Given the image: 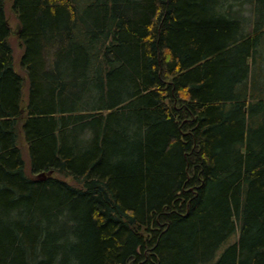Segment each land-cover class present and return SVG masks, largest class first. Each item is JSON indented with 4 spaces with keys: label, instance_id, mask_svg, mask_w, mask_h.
<instances>
[{
    "label": "trees",
    "instance_id": "16d2710c",
    "mask_svg": "<svg viewBox=\"0 0 264 264\" xmlns=\"http://www.w3.org/2000/svg\"><path fill=\"white\" fill-rule=\"evenodd\" d=\"M9 1L0 264H264V0Z\"/></svg>",
    "mask_w": 264,
    "mask_h": 264
},
{
    "label": "rangeland",
    "instance_id": "374dc122",
    "mask_svg": "<svg viewBox=\"0 0 264 264\" xmlns=\"http://www.w3.org/2000/svg\"><path fill=\"white\" fill-rule=\"evenodd\" d=\"M5 6H6V15H7V22L10 26V37H9V41L13 47V50H14V57H15V61H16V65L15 67L17 69H20L19 66H18V59L22 53V48H21V45L19 43V40H18V29H19V23H18V20L16 18V16L14 15V12L12 11V8H11V3L9 0H6V3H5ZM243 9H241V13L244 14L245 16L247 15V12H248V8L246 7V10H244V7H242ZM49 57V56H48ZM19 142L21 144V147H22V155L24 157V161H25V165H26V168L28 169V165H29V154H28V150H27V147H26V144L24 143L23 141V137L22 135L20 134V139H19Z\"/></svg>",
    "mask_w": 264,
    "mask_h": 264
},
{
    "label": "water",
    "instance_id": "95a60500",
    "mask_svg": "<svg viewBox=\"0 0 264 264\" xmlns=\"http://www.w3.org/2000/svg\"><path fill=\"white\" fill-rule=\"evenodd\" d=\"M38 177L44 178V173L38 174Z\"/></svg>",
    "mask_w": 264,
    "mask_h": 264
}]
</instances>
